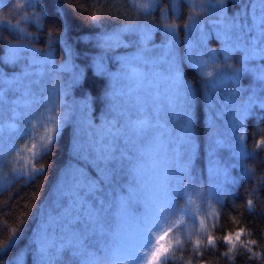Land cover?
Returning <instances> with one entry per match:
<instances>
[{"label": "trees", "instance_id": "1", "mask_svg": "<svg viewBox=\"0 0 264 264\" xmlns=\"http://www.w3.org/2000/svg\"><path fill=\"white\" fill-rule=\"evenodd\" d=\"M33 3L34 6H29L28 0H11V3L0 0V75L6 80L5 87L14 88L5 94L0 123L19 125L12 109L24 111L22 89L31 85L39 95L51 89L53 83L61 84L67 107L77 120L61 129L56 146L45 154L39 145L49 117L59 119L57 112L63 111V105L53 107L51 102L58 100L46 91L44 94L49 95L50 102L41 104L35 111L38 119L26 125L27 135H16L6 127L5 138L11 136L13 142L18 139L15 147L21 139H28V144L27 150L17 152L8 169L0 172V264H10L14 255L33 241L40 245L45 237L70 239L74 230H84L90 217L111 220L114 215L126 212L122 230L125 222H132V209L161 194L165 175L153 169L147 156L140 155L142 149L155 155L159 146L167 149V169L174 180L170 190L176 194L173 206L176 211L161 221L151 240L155 245L163 232L171 228L163 241L168 249L167 264H264V145L259 144L264 138V109L259 107V102L244 121L243 143L247 155L241 159L228 149L235 142V137L228 135L232 105L225 103L223 94L207 89L204 78L187 66L184 77L194 89L190 119L195 134L190 162L182 102L178 108L168 104L159 109L160 121L168 128L165 134L153 136L148 127L144 132L148 138L132 139L130 135L129 139H121L124 136L121 135L113 140L105 133L112 120L119 121L122 132L127 131L129 119L158 121L156 105L145 102L142 89H132L123 74L129 68L155 66L158 75L167 70V60L154 59L149 64L140 58L132 60V55L144 52L136 47L132 37L124 40L122 35L103 34L125 25L150 23L160 26L162 39L163 26L175 23L179 56L187 39L184 25L200 21L208 33V46L219 49L220 41L211 22L222 21L210 14L208 0H181L176 7L169 0H156L154 4L151 0H33ZM145 3L149 8L141 10L138 4ZM217 6L220 7L219 0ZM223 7L225 15H235L240 5L236 0H225ZM161 39L157 33L154 42L159 44ZM9 44L27 45L41 54H51L49 57L56 67L50 77H42L44 81L50 78L47 86L40 89L35 75H25L21 86L7 82L15 74L32 69L30 62L27 65L23 60L6 63ZM70 58L74 61V79L70 77L71 71L57 70ZM232 63L238 67L235 61ZM100 72L106 76L99 75ZM109 79L113 91L119 94L111 103L105 100ZM242 87L246 91L241 99L245 100L258 85L251 75L245 74ZM100 122L102 125L97 127ZM98 136L103 139L98 140ZM34 143L36 149H32ZM188 168L193 181H186V187L181 190L179 177ZM77 224L80 229H76ZM13 229L19 235L15 244H9ZM237 233H241L239 239ZM229 234L231 238L226 240ZM98 241L100 255L110 251V235L98 237ZM147 259L143 264H147Z\"/></svg>", "mask_w": 264, "mask_h": 264}, {"label": "snow or ice", "instance_id": "2", "mask_svg": "<svg viewBox=\"0 0 264 264\" xmlns=\"http://www.w3.org/2000/svg\"><path fill=\"white\" fill-rule=\"evenodd\" d=\"M154 4L156 0H151ZM11 3V0H9ZM169 3L176 7L181 3V0H169ZM225 0H219L220 7L217 6V0H208L210 14L217 16L222 21L220 24V32L215 34L216 39L220 41L219 49L211 48L207 44L208 33L204 31V24L200 21L190 22L185 24L187 29V39L184 41V49L181 55H177L176 51V27L175 23H167L163 26V37L161 39V28L159 25L150 23L138 24L135 26L125 25L123 28L115 32L105 33V36L122 35L132 37L136 42V47L144 50L146 58L151 53L155 57L157 53L165 54L167 60L166 82L169 85V103L174 100L182 102L185 111L184 131L185 140L189 146L187 153L189 162L194 146V129L191 125V110L194 103V89L184 77V66L188 69L199 73L204 78L205 87L211 91H217L224 95L225 103L231 104L233 113L232 119L229 122V133L231 137H235V142H232L228 149L237 159H241L247 155L244 141V121L250 114L254 105L259 102V107L264 109V0H236L240 7L235 15H225L224 5ZM29 6H34L33 0H28ZM141 10H147L149 4H138ZM93 19H96L95 17ZM190 21L192 18L189 17ZM259 29L256 37L252 36V32ZM157 33L160 34L161 42H154V37L157 38ZM198 33V35H197ZM130 34V35H129ZM194 35L199 36L198 39H193ZM98 42V46H99ZM8 56L6 63L16 64L20 61H26L29 64L28 56L23 46L9 44ZM113 49V48H109ZM10 50H12L10 52ZM35 56L32 63L37 60L51 56L50 53L41 54L36 49H30ZM7 56V57H8ZM259 57L257 59L256 57ZM233 61L238 64V67L233 66ZM46 63L48 61H45ZM102 62V61H101ZM150 62V61H148ZM96 61H94L95 65ZM51 64H55L51 60ZM64 65V64H63ZM60 68L62 69V66ZM255 69V72L252 69ZM128 77H142L144 74L138 69L129 68L127 70ZM66 73V72H65ZM80 78V73L76 72ZM249 74L257 82L258 87L252 89L251 95H248L245 100L242 96L245 89L242 87V76ZM21 76H25L24 71ZM99 75L106 76V73L100 72ZM55 79V77H53ZM79 80V79H78ZM75 81V84L78 82ZM6 80L0 75V109L5 103L6 92L14 90L12 86L5 87ZM139 86V85H138ZM49 95L54 94L58 103L51 102L53 107L59 108L63 105L62 114L57 112L59 119L49 117V125L45 128L44 136L39 145L40 149L45 154H48L56 146L58 136L61 129L67 124L77 120L76 114L67 107L65 94L61 92V84L53 83L51 89L47 88ZM45 91V92H46ZM41 92L37 95L31 85L25 88L24 95L27 97L23 105L24 111L19 112L16 108L12 109L13 116L19 121V125L12 123L5 126L0 123V158L11 147V136L7 139L4 133L7 130L14 132L16 135H27L28 129L26 125L38 110L41 104L50 102L49 95ZM119 95L112 89L111 80L109 79V87L105 92V100L112 102L115 96ZM15 102V101H14ZM139 101H137L138 103ZM51 111V108L49 109ZM87 115V108H85ZM103 122L96 124L101 126ZM111 127L105 129L106 135L113 137V140L122 135L119 128V121L112 120L109 122ZM149 121L146 118L129 119L126 123L127 130L137 137L141 136ZM75 138V136H74ZM103 137L98 136V140ZM6 141V142H5ZM260 145H264V138L260 139ZM74 146V140H73ZM37 144H32V149H36ZM223 148V147H222ZM91 155V153H89ZM141 157L147 156L152 161L153 169H158L165 175V183L161 185V194L153 195L145 204H138L132 209V227L130 229L121 230V223L125 219L126 212H120L114 215L111 220L105 218H89L86 221V226L82 231L74 230L71 238L57 237L49 239L45 237L40 245L34 241L26 246V248L17 252L10 261V264H143V257L147 256V264H167L168 249L164 245L171 228L164 231L163 234L156 240L155 245L152 244L151 237L160 227L161 221L166 219L167 215H174V200L176 194L171 192L174 180L171 172L167 169V149L164 146H159L155 149V155L151 151H140ZM85 162V161H81ZM142 170V169H141ZM41 171V170H36ZM186 181H193V177L189 172L179 177L181 190L186 187ZM251 205L252 201L249 200ZM124 206H121L123 208ZM40 207L38 206V211ZM76 229H80V225H76ZM19 233L13 229V234L9 237V244H15ZM110 235L111 249L104 255H100L101 245L98 237ZM241 233L236 234L239 239ZM231 234L225 239L229 240ZM57 240L60 242L58 243ZM199 243V242H197ZM209 244L212 239L209 238ZM248 243H254L249 241ZM3 247L7 248L8 245ZM151 248L150 253L148 249ZM55 257V261H53Z\"/></svg>", "mask_w": 264, "mask_h": 264}, {"label": "rangeland", "instance_id": "3", "mask_svg": "<svg viewBox=\"0 0 264 264\" xmlns=\"http://www.w3.org/2000/svg\"><path fill=\"white\" fill-rule=\"evenodd\" d=\"M213 23V25L215 26V30L217 31V33L219 32V26L222 22L219 21H213L211 22ZM217 25L218 28H217ZM205 28V27H204ZM259 29H255L252 32V36L256 37L258 35ZM198 35V33H197ZM194 35L193 39H198L199 36ZM16 46H23L26 50L29 49L28 51H30L29 55H27L29 62H30V66L32 69L31 71H25L26 75H35V83H37V85L39 86L40 89H43L45 86L48 85V82L50 80V78H48L46 81H44L42 79L43 76L46 77H50L51 74L55 67L54 65L51 64V58L50 57H46L44 59H40L37 60L35 64H33L31 61L33 59V57L35 56V53H32L30 49H32L31 47L27 46V45H16ZM12 50H10L11 52ZM8 54L5 57V61L7 60V58H11V56H8ZM133 58H140L143 60L144 63L149 64L151 62H153L154 59H165L166 58V53L165 54H160L157 53L155 57L151 56V53H149V56L146 58L144 52H137L136 54L131 56V59L134 60ZM257 59H259V57H256ZM45 61H48L47 63ZM150 61V62H148ZM53 62V61H52ZM54 63V62H53ZM141 63V62H140ZM73 68H74V61H71V58L68 60V62L66 64H64L62 66V69L59 67H57V70H68L71 71L70 77L72 79H74V74H73ZM134 69H138L139 72L143 73L144 75L142 77H128V73H124V77H126V83H130L132 86L131 88L134 90H138V89H142V94L145 97V102H152L154 105H156L157 107V111H156V117L157 120L156 122H152V119H148L149 124L148 126L145 127L144 132L148 129V127H150V133L153 136H157L158 134H165L168 131V128L166 127V125L161 122L160 120L162 119V117L160 116V108H165L168 106L169 103V85L166 82V71L162 70L160 71V73L157 75V73L155 74L154 70L156 69L155 66H150L149 68L146 66H137V67H133ZM253 70V69H252ZM30 73V74H27ZM21 73H18L17 76L16 74L14 75L13 78H10L9 80H7V82L9 84H17L19 86L22 85V83H24L25 80V76H21ZM73 83V82H72ZM139 85V86H138ZM145 86L146 89L143 87ZM35 90V89H33ZM25 89H22V93L24 95ZM155 97V98H154ZM21 98L23 99L22 104L24 105L25 103V95L21 96ZM171 104H175L177 106V108L180 106V101L179 100H174ZM174 113V112H173ZM12 114V113H11ZM37 117L35 115L32 116V118L30 119V122L28 124L34 123L37 121ZM143 134L139 137L145 136L148 138V134ZM122 138L121 139H129V136H132V139H136L137 136L131 134L128 130L122 132ZM28 139H21L20 142L22 141V144L19 142L18 144H20L19 146L16 145V147L14 146L17 142L18 139L15 140V142L10 141L11 147L4 153L3 157L0 158V172H3L4 170L8 169L10 162L13 160L12 157L17 155V152H23L27 150V146L26 144H28L27 142ZM6 142V141H5ZM193 211V209H192ZM132 227V222L127 221L125 222V224L122 225V231L125 229H130ZM149 252V249H148ZM147 256L143 257V262L146 260Z\"/></svg>", "mask_w": 264, "mask_h": 264}]
</instances>
